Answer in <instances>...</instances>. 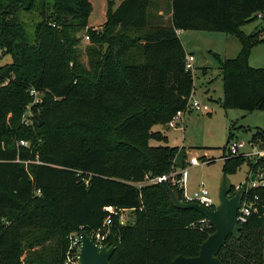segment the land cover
<instances>
[{
    "label": "trees",
    "instance_id": "obj_1",
    "mask_svg": "<svg viewBox=\"0 0 264 264\" xmlns=\"http://www.w3.org/2000/svg\"><path fill=\"white\" fill-rule=\"evenodd\" d=\"M169 2L168 23L153 12L158 0H123L96 28L89 27L90 0H0V63L4 55L11 57L0 67V119L8 116L0 132V264H24L25 248L32 246L26 231L83 227L91 233L102 226L111 205L134 217L122 225L120 215L113 216L111 264H171L178 255H198L215 231L200 211L177 208L164 183L139 188L129 182L169 173L177 155L187 157L183 147L151 144L166 138L154 126L185 109L193 92L178 31L238 35L239 55L221 61L222 105L264 109V66L249 63L251 48L264 43V25L248 35L240 29L258 19L264 0ZM34 8H41L42 20L29 35L20 13ZM133 25L137 35L111 34ZM80 29L90 45L99 46L88 50L89 69L75 47ZM134 46L137 60H127ZM33 89L42 96L38 101ZM90 112L95 114L80 117ZM80 125L94 132L86 144L78 139ZM71 126L78 140L73 147L86 149L68 148ZM98 132L103 141L94 145ZM256 140L264 142V129L257 130ZM243 156L225 158V172H235L248 159ZM249 163L264 173V157ZM243 197L253 202L252 213L240 236L228 235L217 255L224 264H264V185L246 187ZM67 246L64 239L54 257L46 254L26 264H62Z\"/></svg>",
    "mask_w": 264,
    "mask_h": 264
},
{
    "label": "rangeland",
    "instance_id": "obj_2",
    "mask_svg": "<svg viewBox=\"0 0 264 264\" xmlns=\"http://www.w3.org/2000/svg\"><path fill=\"white\" fill-rule=\"evenodd\" d=\"M52 3L53 0H47ZM123 0H90L92 11L89 16V27L99 28L108 22V13L110 10H115ZM157 10H153L157 15L162 16L161 22H170V2L169 0H158ZM151 9V8H150ZM22 23L29 35H32L38 21L42 20L41 8H34L31 11H23L20 13ZM258 25H264V20L254 19L243 24L240 29L244 34H250ZM121 33L137 35V26H129L120 30H113L112 35L120 36ZM85 30L80 29L76 32L79 37L78 44L75 46L79 54L81 63L89 69L93 64L92 57L88 53L89 48H97L99 46L90 45L86 38ZM264 35V31L261 35ZM180 37L183 41L184 48L187 53L194 54V68L191 71L193 77V92L191 99H197L202 103L209 105L207 111H196L187 109L184 116V129L172 128L167 123L154 126V129L160 130L166 137L163 141L151 140V144H166L170 146H185L191 150V155H195L199 161V165H188L189 160L184 159L182 155H177L175 159L176 171L182 168H188L189 180L186 185V190L192 192L197 189L200 184H204L210 191V196L215 202L219 203V189L222 180L226 178L232 185V191L228 196L234 197L238 187H249L252 175L256 170L250 169L249 161H257L260 158L255 156L247 157L244 153L254 150L250 143L254 141V135L257 130L264 129V109L246 110L242 108H225L222 105L224 96V79L221 70V61L226 58H233L239 55L242 42L238 35L228 33L226 31H206V30H183ZM137 53V46L128 53L125 58L127 60L134 59ZM1 54V53H0ZM11 60L10 55H4L1 58V63H7ZM249 63L254 67L264 66V43L255 44L249 53ZM41 94L37 95L40 99ZM30 108V106H29ZM29 117L34 114L33 108L27 112ZM95 113L90 112L80 116L81 118L93 116ZM41 118V116H37ZM42 119V118H41ZM8 122V116L0 119V132L5 131V124ZM30 122V121H29ZM44 122V121H43ZM80 133L78 139L82 136L84 144L91 141V129L80 125L77 129ZM70 150L86 149V146L73 145L78 141L76 134L74 135L73 126L68 129ZM107 137H110L108 134ZM96 138H92L94 145L100 144L103 141L102 132L96 134ZM232 141H243L246 146L240 149L238 156L244 155L246 161L242 162L235 172H225V158L231 157L228 151V146ZM257 141V142H256ZM257 148L264 149V142L256 140ZM30 143V142H26ZM91 144V142L89 143ZM88 147V145H87ZM205 155L206 157H203ZM243 156V157H244ZM191 157V156H190ZM212 158L210 161L204 159ZM251 158V159H250ZM30 170L32 167L27 166ZM263 172V171H262ZM216 208V207H215ZM131 211L124 212V219L127 222L133 221ZM24 229L23 231H25ZM74 231L62 233L42 228L35 231H26V238L30 240L32 246L28 244L25 248L22 260L24 264L28 261L33 262L37 257L47 256L51 254L53 257L58 252V246L61 241L68 239ZM48 264V263H45Z\"/></svg>",
    "mask_w": 264,
    "mask_h": 264
},
{
    "label": "built area",
    "instance_id": "obj_3",
    "mask_svg": "<svg viewBox=\"0 0 264 264\" xmlns=\"http://www.w3.org/2000/svg\"><path fill=\"white\" fill-rule=\"evenodd\" d=\"M257 18L264 20V10L257 12ZM89 40V36H86ZM194 60L195 57L192 54H186V62L185 67L187 70H192L194 68ZM1 67V63H0ZM31 94L35 96V100L38 101L37 95L38 92L34 89L31 90ZM209 105L206 103H202L197 99H189L187 106L185 109H178L176 113L172 116V118L167 122V124L172 128H179L183 129L184 123V116L187 109L196 110V111H207L209 110ZM24 121L26 123L29 122L28 118L25 116ZM22 143H24L22 141ZM251 147L254 150L248 151L244 153L245 156L252 157L255 156L256 158L264 157V149H258L257 144L254 142L250 143ZM246 143L243 141H232L228 146V151L230 156H236L240 153V149L244 148ZM227 158V157H226ZM200 161L197 157H191L189 159V165H199ZM171 170L169 173L160 174L155 177H151L146 175L142 181L137 182H129L131 185L137 186L141 188L144 185L148 184H156V183H170V186L179 192L182 191V195H180L181 201L186 203H198L204 207L209 209H214L216 207L214 200L210 196L209 189L202 183L198 186L197 189H194L192 192H188L186 190V185L189 180V172L188 168H182L179 171ZM254 180L250 181V187H257L260 185H264V173L262 171H257L252 175ZM240 189V186L238 187ZM107 211V217L103 221V224L98 229L93 230L91 233H88L90 237L95 241L98 245H106V244H113L110 242V235L112 233V225H113V216L120 215V224L128 223L124 219V212L130 211L129 209L125 208H117L115 206H107L105 207ZM253 210V202L244 201V197L242 199V203L240 208L238 209L236 221L238 225H243L246 223L252 213ZM209 219L206 217L203 219V222H207ZM85 230L83 227H80L78 230H75L71 235L68 237V246L65 251L64 261L62 264H81L79 260V252L82 245V235L81 231Z\"/></svg>",
    "mask_w": 264,
    "mask_h": 264
},
{
    "label": "water",
    "instance_id": "obj_4",
    "mask_svg": "<svg viewBox=\"0 0 264 264\" xmlns=\"http://www.w3.org/2000/svg\"><path fill=\"white\" fill-rule=\"evenodd\" d=\"M42 124V122H40ZM254 180V177H252ZM171 201L177 208H193L207 217L215 227V231L201 244L196 256L178 255L171 264H224L217 255L228 235L240 236L242 226L237 224L236 216L241 206L246 188L240 187L234 197L228 196L232 185L224 178L219 189V203L216 208L209 209L198 203L181 201L177 190L164 182ZM82 245L79 252L81 264H111L110 258L116 248L115 244L98 245L86 230L81 231Z\"/></svg>",
    "mask_w": 264,
    "mask_h": 264
},
{
    "label": "crops",
    "instance_id": "obj_5",
    "mask_svg": "<svg viewBox=\"0 0 264 264\" xmlns=\"http://www.w3.org/2000/svg\"><path fill=\"white\" fill-rule=\"evenodd\" d=\"M170 17H171V13H170ZM181 31H182V30L178 31L179 36H180V34H181ZM180 38H181V37H180ZM181 41H182V39H181ZM182 43H183V41H182ZM183 46H184V44H183ZM184 47H185V46H184ZM186 54H192V53H187V52H186ZM192 55H194V54H192ZM194 61H195V60H194ZM185 115H186V114H185ZM184 123H185V120H184ZM184 123H183V129H184ZM183 129H182V130H183ZM183 148H185V146H183ZM185 151H186V154H187V157H186V158H187L188 160H189L191 157H196V156L193 155V154L191 155V153H192L191 150L185 148ZM190 156H191V157H190ZM203 156H205V155H203ZM207 161H208V160H207ZM188 165H189V163H188Z\"/></svg>",
    "mask_w": 264,
    "mask_h": 264
}]
</instances>
